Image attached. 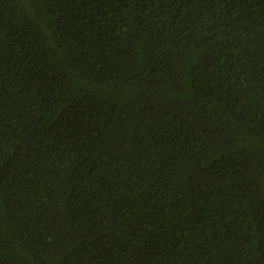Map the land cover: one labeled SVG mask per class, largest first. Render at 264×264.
I'll use <instances>...</instances> for the list:
<instances>
[{
    "label": "trees",
    "instance_id": "16d2710c",
    "mask_svg": "<svg viewBox=\"0 0 264 264\" xmlns=\"http://www.w3.org/2000/svg\"><path fill=\"white\" fill-rule=\"evenodd\" d=\"M0 264H264V0H0Z\"/></svg>",
    "mask_w": 264,
    "mask_h": 264
},
{
    "label": "bare ground",
    "instance_id": "6f19581e",
    "mask_svg": "<svg viewBox=\"0 0 264 264\" xmlns=\"http://www.w3.org/2000/svg\"><path fill=\"white\" fill-rule=\"evenodd\" d=\"M257 248V247H256ZM256 251H258V250H256Z\"/></svg>",
    "mask_w": 264,
    "mask_h": 264
}]
</instances>
